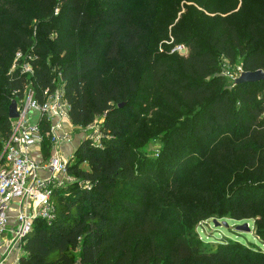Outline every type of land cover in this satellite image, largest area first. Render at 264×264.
I'll list each match as a JSON object with an SVG mask.
<instances>
[{
	"label": "trees",
	"instance_id": "obj_1",
	"mask_svg": "<svg viewBox=\"0 0 264 264\" xmlns=\"http://www.w3.org/2000/svg\"><path fill=\"white\" fill-rule=\"evenodd\" d=\"M170 1V5L159 0L8 2L0 22V155L10 134L12 94L21 97L27 83L18 72L9 73L17 51L31 58L35 91L53 90L59 76L70 125L85 128L102 119L98 142L85 138L70 155L66 173L71 181L52 190L51 219L33 220L16 264H264L259 247L229 238L207 244L193 235L175 234L168 219L182 211L181 203L171 197L177 179L167 182L159 172L166 160L181 177L193 155L190 149L180 155L183 150L212 138L214 160L239 162L242 169L252 171L253 185L249 196L235 189L223 196L220 187L213 188L208 199L211 212L195 209L194 220L224 215L234 221L253 220V237L264 246V80L229 88L223 85L218 64L220 59L243 72L264 71V14L246 23V38L223 23L225 31L202 39L184 21L178 25L182 41L172 44L183 46L186 55L166 52L171 43H161L156 56L147 55L137 82L123 69L119 76L116 73L115 86L102 83V63L121 65L123 52L153 24L162 25L148 12L166 8L169 15L161 16L166 21L177 0ZM134 9L142 11L144 27L132 21ZM32 19L37 22L34 36L29 28ZM18 44L24 51L17 49ZM150 101L161 116L179 113L176 117L184 120L187 109L199 108L185 129L167 135L157 159L138 145L139 131L152 125L146 121ZM45 143L49 148L46 140L42 146ZM178 154L180 160L175 158Z\"/></svg>",
	"mask_w": 264,
	"mask_h": 264
},
{
	"label": "rangeland",
	"instance_id": "obj_2",
	"mask_svg": "<svg viewBox=\"0 0 264 264\" xmlns=\"http://www.w3.org/2000/svg\"><path fill=\"white\" fill-rule=\"evenodd\" d=\"M9 1L11 0H0V22H2L5 15H7ZM17 1L22 2L28 0ZM159 1H161L163 5H170L171 3L170 0ZM156 12L160 16L155 12H148V15H151L153 19L161 21L162 25L153 24V28L147 30V34L142 36L134 47L123 52L120 57L122 61L121 65L113 61L102 63V67L100 66V68L102 70L104 69L102 82L104 86H115L119 81L118 76L123 69H127V71H129V77L137 82L140 73L145 70L144 65L147 55L156 56L159 45L161 43L164 45V43L169 42L171 45L166 46V52H172L174 47H176L174 45L182 41L184 34L180 32L179 27H181L184 21L187 22L192 30H196L197 34L202 39L209 38L214 32L225 31V28L223 29V23L232 26L240 37L246 38L244 31L245 25L249 21H257L259 16L264 14V0H192L189 3L184 0H177L173 5L172 15L166 21L161 19L163 18L161 17L162 15H169L170 13L166 8H157ZM143 19L142 11L139 12L134 9L132 21L144 27L145 23ZM179 24L180 26L178 27ZM36 25L37 22L34 19L29 22V28L32 29V36H34ZM162 30H165L162 35H157L158 31ZM175 31L178 32V34H176L177 36H175L176 39L173 35ZM5 37L9 41L13 40L12 34L9 32H6ZM165 38H169V41H165ZM17 49L24 51L20 44H18ZM184 50L185 52L183 54L178 53L179 56L187 54L186 49ZM46 61L47 63L49 62L47 58ZM218 62L220 73L224 78L223 85L230 88L233 85V81L227 74L232 75L236 73V66L226 61H221L220 59H218ZM116 73H118V76H116ZM55 82L57 85H61L59 79H56ZM125 83L126 79L124 80V84ZM152 103L153 101H150L146 112V121L152 123V125L147 126L146 130L139 131L138 134L142 136L138 145H140L148 155L149 153H153V159H157L163 149V144L168 139L167 135L174 131L177 132L187 126L190 123L189 118L193 112L199 108L194 106L192 109H187L188 119L184 120L182 116L176 117L179 113L173 114L172 117L161 116L159 112H156L157 108L155 106L152 107ZM35 117L36 115L33 117V120ZM101 122L102 119L97 118L91 125L81 128L70 125L68 120L65 125V131L69 132L71 141H79L80 143L83 139L89 138L97 142L100 134L98 127ZM139 126H142L141 122ZM212 146V138H207L204 142L196 141L188 146L187 149L183 150L180 155L189 152L188 149L193 150L191 152L193 155L188 159L185 171L181 177H176V172L172 170L166 160L162 161L161 168H159L160 175H165V181L167 182L177 179V187L171 192V197L182 205V211L173 212L168 221L172 223V228L177 229L175 234L193 235L199 238L202 243H216L224 238H229L238 240L248 247H251V245H253V247H259L261 251H264V246L258 245L253 237V220L234 221L227 215H224L223 218L216 219V222L219 224L225 222L227 227L221 225L215 227L212 224V218L198 220L196 222L194 220L195 212L193 210L195 209H201L205 213L211 212L210 201L208 199L212 196L210 192L213 188L220 187L223 196H227L233 192L234 189L236 193L245 190L247 194H244V196H249L248 190H250L253 185L250 181L252 171L242 169V165L239 162L234 161L231 163L221 158L215 161L213 157L214 152L211 150ZM48 150V145L45 143L41 150L42 159L47 157ZM180 155L178 154L175 156L176 160H180ZM32 157L37 160L36 153H33ZM69 157H67V159H69ZM42 174H44V172L38 173L39 177L42 176ZM70 181L71 178L67 177L64 185ZM243 224L248 225L250 229L249 233H240L235 230L236 227L242 226Z\"/></svg>",
	"mask_w": 264,
	"mask_h": 264
},
{
	"label": "built area",
	"instance_id": "obj_3",
	"mask_svg": "<svg viewBox=\"0 0 264 264\" xmlns=\"http://www.w3.org/2000/svg\"><path fill=\"white\" fill-rule=\"evenodd\" d=\"M184 49L178 45L172 52L183 54ZM30 59L28 54L17 51L9 69V73L16 71L24 76L27 83L21 97L12 94L17 117L10 120V134L0 155V264H16L20 245L33 220L51 219L52 190L64 185L67 179L68 159L59 148L72 142L65 131L69 106L62 84L57 85L56 80L53 90H34ZM236 69V73L227 74L232 81L243 72L240 67ZM45 140L50 146L47 157L42 159L41 146ZM33 153L37 154V160L33 159ZM40 172L46 177H39Z\"/></svg>",
	"mask_w": 264,
	"mask_h": 264
},
{
	"label": "water",
	"instance_id": "obj_4",
	"mask_svg": "<svg viewBox=\"0 0 264 264\" xmlns=\"http://www.w3.org/2000/svg\"><path fill=\"white\" fill-rule=\"evenodd\" d=\"M264 80V73L261 70H257L254 72H242L239 77L233 80V85H240V84H245V83H256L259 81ZM16 104L14 100H11L8 106V119L12 120L17 117L16 113ZM78 146V145H77ZM1 160V158H0ZM212 224L216 226H224L227 227V224L225 222H222L221 224L217 223L216 220L212 221ZM238 232H243V233H249L250 229L247 224H243L242 226H238L235 229Z\"/></svg>",
	"mask_w": 264,
	"mask_h": 264
},
{
	"label": "crops",
	"instance_id": "obj_5",
	"mask_svg": "<svg viewBox=\"0 0 264 264\" xmlns=\"http://www.w3.org/2000/svg\"><path fill=\"white\" fill-rule=\"evenodd\" d=\"M79 144V141L76 142V141H72L71 143L69 144H65V145H62L60 148H59V151L63 154V156L65 157H69L72 152L75 150V148L77 147V145ZM38 158V157H37ZM42 178H45L46 175L45 174H42L41 176Z\"/></svg>",
	"mask_w": 264,
	"mask_h": 264
}]
</instances>
